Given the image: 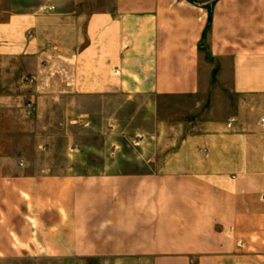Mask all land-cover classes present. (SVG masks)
I'll use <instances>...</instances> for the list:
<instances>
[{
	"label": "crops",
	"instance_id": "1",
	"mask_svg": "<svg viewBox=\"0 0 264 264\" xmlns=\"http://www.w3.org/2000/svg\"><path fill=\"white\" fill-rule=\"evenodd\" d=\"M72 1L0 0V264H264V0ZM144 98L191 119L116 175Z\"/></svg>",
	"mask_w": 264,
	"mask_h": 264
},
{
	"label": "rangeland",
	"instance_id": "2",
	"mask_svg": "<svg viewBox=\"0 0 264 264\" xmlns=\"http://www.w3.org/2000/svg\"><path fill=\"white\" fill-rule=\"evenodd\" d=\"M61 1V3H65V0ZM71 3L86 5L92 11L98 4L112 5L114 0H73ZM193 105V100H173L169 101L168 109L164 110L152 108L151 103L144 98L138 99V105L135 107L121 109L118 131L115 133V138L118 141L106 149L109 156L105 157V164L115 165L116 168H119L121 172L116 173V175L137 177L161 175V165L175 151L173 146L177 143L178 138L177 123L191 119L190 113L194 108ZM166 116L167 130H162L161 121L164 122ZM116 148H118V153L113 155ZM57 264L118 263L113 259L88 258L74 259L70 262Z\"/></svg>",
	"mask_w": 264,
	"mask_h": 264
},
{
	"label": "built area",
	"instance_id": "3",
	"mask_svg": "<svg viewBox=\"0 0 264 264\" xmlns=\"http://www.w3.org/2000/svg\"><path fill=\"white\" fill-rule=\"evenodd\" d=\"M35 111V108L33 107V105H28V112H34ZM262 200L264 202V193H263V196H262Z\"/></svg>",
	"mask_w": 264,
	"mask_h": 264
}]
</instances>
